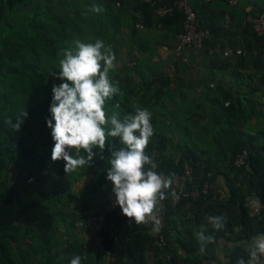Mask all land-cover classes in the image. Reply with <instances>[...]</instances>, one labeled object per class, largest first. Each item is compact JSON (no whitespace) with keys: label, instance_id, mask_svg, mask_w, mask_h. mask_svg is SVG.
Wrapping results in <instances>:
<instances>
[{"label":"trees","instance_id":"16d2710c","mask_svg":"<svg viewBox=\"0 0 264 264\" xmlns=\"http://www.w3.org/2000/svg\"><path fill=\"white\" fill-rule=\"evenodd\" d=\"M56 1L57 5L50 6L54 0H0V264H50V252L58 244L52 235L56 234L58 227L67 226L70 231L77 220L87 218L92 207L91 213L95 214L105 207L101 202L95 204L98 189L103 187V179H95V166H88L72 175L75 172L65 173V161L55 163L45 157V146L54 142L52 130L47 125V120L51 118L52 88L65 82L58 77L59 61L64 56V50L74 51L72 44L75 40L85 43L101 40L106 24L112 23L110 15L113 13L109 12V3L128 4L132 13L138 16L140 25L147 28L158 26L161 31H166L165 39L173 38L183 29L181 11L174 9L171 14L159 17L154 13L157 3L144 0ZM94 4L102 6L104 11L92 12L90 9ZM191 5L201 26L208 27L212 33L202 47L209 55L224 54L227 44L216 41V38L224 37L231 29V26L226 28L223 25L226 12H223L222 24L218 27L214 23L203 22L193 0ZM54 9L60 10L54 14L50 11ZM263 9L254 8L245 15H256ZM229 12L232 20L233 13ZM135 20V16L130 19L133 27ZM241 25L250 35L240 49L246 50V53H236L239 48L231 44L229 48L234 53L229 56L236 57L237 65L243 67L251 58V43H257L261 47L264 63V36L253 32L249 23L243 24V19ZM217 43L220 44V51L210 54L209 48ZM130 68L132 66H127L121 71ZM131 80L129 73L115 77L113 82H119L122 95H115L106 101L107 114L115 111L121 119L127 114H135L137 107L133 101L141 103V108L151 109L154 135L150 138L146 154L158 164L156 171L173 178L183 171L186 162L192 167L195 179L206 177L208 171L212 173V178L222 172L227 194L219 199L209 193L194 200L180 199L173 204L172 189H169L162 201L164 226L159 233H153L149 225L130 224L118 205L106 213L102 232L104 248L113 256L110 264H148V252L155 258L153 264L162 263L158 257L160 249L156 244V234L164 236L167 251L179 264L175 260V255H178H173L170 243L179 237L176 217L186 204L191 213L190 223L197 229L207 226L208 234L215 237V243L205 246V255L193 256L189 253L182 258L183 264H220L215 252L218 240L232 242L224 264H238L241 258L247 262L250 249L246 247L247 242L264 235V127L249 124L251 119L257 120L261 115L258 102L251 97L255 90L247 93L238 91L236 94L230 86L218 83L213 87L216 96L210 117L216 130L220 131L214 135L212 153L196 143L189 144L181 139L174 141L160 128L159 124L163 123L160 116L163 114L153 109L176 101L167 75L158 72L143 79L145 90L141 93L128 86ZM26 111L28 115L24 118ZM9 117L13 122L17 117L24 118L19 131L13 132L5 124V119ZM244 149L248 152L246 163L237 166L234 159ZM93 161L100 163L95 157ZM17 163L20 171L16 179L20 186L9 178L10 170ZM80 174L94 177L85 182L80 191H76L73 184ZM70 175L74 177L70 178ZM251 194L261 204L260 214L254 217L244 206V199ZM77 205L82 206V215L76 214ZM212 216H226L225 226L220 230L213 229L208 219ZM71 238L62 249L61 259L70 264L74 255H80L83 258L81 264H90L85 254V251L91 250L90 246L85 247Z\"/></svg>","mask_w":264,"mask_h":264},{"label":"clouds","instance_id":"9594fccd","mask_svg":"<svg viewBox=\"0 0 264 264\" xmlns=\"http://www.w3.org/2000/svg\"><path fill=\"white\" fill-rule=\"evenodd\" d=\"M90 10L95 13L104 11L102 6L95 4ZM74 45L75 50L65 49L59 61L58 77L65 82L52 88L51 118L47 120L54 140L51 159L53 162L65 161V173H71L90 165L97 155L94 149L98 148L103 153L111 139L119 138L122 146L111 150V167L107 170L115 204L129 218L130 224H152V232L159 233L162 201L166 199V192L172 189L174 180L158 173V164L146 154L150 138L154 135L152 113L137 107L135 114H127L123 119L115 111L108 116L106 101L115 95H122L119 82L114 83L109 77V72L116 67L115 53L111 46H105L99 39L94 43L75 40ZM27 115L26 111L23 117ZM24 118L17 117L13 122L9 117L4 122L17 132ZM81 151L86 156L81 155ZM171 195L176 197L174 189ZM208 219L213 229L220 230L225 226L227 217L212 216ZM196 240L201 253L207 244L215 243L214 235L208 234L203 225L196 233ZM262 256L264 235H259L249 249L248 261L241 258L238 264H259ZM82 259L80 255H74L70 264H81Z\"/></svg>","mask_w":264,"mask_h":264},{"label":"rangeland","instance_id":"374dc122","mask_svg":"<svg viewBox=\"0 0 264 264\" xmlns=\"http://www.w3.org/2000/svg\"><path fill=\"white\" fill-rule=\"evenodd\" d=\"M105 3H107L105 1ZM260 3L264 5V0H260ZM58 1L54 0V3L50 4L52 5H57ZM108 7L110 6L111 11L113 15L111 14L110 20H112V23L106 24V32L102 36L101 40L104 42L105 46H111L113 52L115 53L116 60L114 61L116 67L114 70H111L109 72V77L112 81H114L115 77L119 74L120 76H123L127 73L131 74L132 80L131 82L128 83V86L131 88L134 87L136 91L139 93L143 92L145 90V86L142 83L143 79L149 78V76L154 75L158 72H163L165 75L167 72V69L170 68L169 64H166L163 58L160 56V46L162 44H165L167 46H172L174 44V41L169 39L162 38L165 34L163 33H157L154 32V42L152 46H149L148 43L144 47L143 45H133V41L136 35L129 33L126 31V28H124L128 22L130 21L131 18H134V15L131 11V8L128 4H121L120 2L116 3H109L107 5ZM60 9H54L50 10L54 14H57ZM135 22V21H134ZM114 23V24H113ZM136 23V22H135ZM134 23V24H135ZM113 24V25H110ZM135 27V26H134ZM160 38V39H158ZM156 40L161 43H157ZM74 45V44H72ZM75 46V45H74ZM154 59V62H152ZM167 61V60H166ZM136 62V63H135ZM168 62V61H167ZM166 64V65H165ZM131 67L132 68L135 66V71H132V68L130 70H123L121 71V68L124 67ZM174 71L170 74V76H173L175 78L177 75H179L178 71V64H173ZM184 74H191L195 73V71L192 69V67L188 68L183 72ZM199 74V72H197ZM182 83H178L177 81L173 82V88L172 92H174V97L175 103L170 104L172 107L176 108L178 100H179V94L177 93L176 86H180ZM192 86V84H190ZM191 96V95H190ZM185 100H187L189 97L186 98L184 96ZM190 99V98H189ZM133 105L135 107H142L141 103L133 101ZM158 108V107H157ZM183 108V107H181ZM186 109H189V114H191V111L193 110L192 107H184ZM145 109V108H144ZM149 111H152L149 109ZM158 111L163 114V116L167 118H171L172 120H175L174 122H170L169 125H164L161 126L160 128L164 131L167 132L173 139L174 141L177 140H182L183 142L187 143H196L199 146H202L204 150H207L208 152H214V147H215V139L213 138V135H216L220 130H213L216 127L213 122L210 120V116L205 114L203 115V119L197 120V116L194 118L192 115H188V113H182L185 111V109H178L177 111H173L170 114H164L167 113L166 109L162 110L161 108H158ZM168 111V110H167ZM112 114V112H111ZM110 113L108 114L109 116L111 115ZM188 115V116H187ZM188 117V119H186ZM190 117H192L190 119ZM170 119V120H171ZM204 119H207V123L205 122ZM196 121V130H192V124ZM192 130H188L186 128H189ZM217 129V127H216ZM201 144V145H200ZM120 145L119 138H113L111 139L108 144L106 145L105 150L103 153H100L99 149L97 148L94 149L97 152L96 159L100 163H95L92 161L89 166H95L97 173H96V178L99 177L100 180L103 179V187L101 189H98L97 192V201L95 204L97 205L98 202L103 203V206L107 205L108 200L111 196L114 195L112 192V182L107 179V170L111 167V164L109 163V157L111 156V150L116 149V147ZM54 147V142L47 147L45 146L44 152H45V157L47 160H52L51 159V154H52V148ZM81 155L86 156V153H81ZM103 157V158H101ZM18 162V161H17ZM58 161H55L57 163ZM87 167L84 166L82 168H78L75 173L72 175H75L81 170H85ZM19 164L15 165L9 173V178L11 182H13L16 186H20L21 183L17 181V174L20 171ZM103 173V174H102ZM103 175L102 177L100 175ZM70 175V178L71 176ZM83 176H86L87 179H91L94 177V175H86V174H80L78 178V188L76 191H80L82 189V184L85 183L86 180L83 179ZM88 176V177H87ZM74 177V176H72ZM104 177V178H103ZM216 179L218 180L220 186L224 185L223 177H222V172H219L216 176ZM109 181L110 183H106ZM82 206L77 205V209L75 210L76 214H83L82 212ZM93 212V207L90 209V214ZM190 217L191 213L189 211V207L186 205H183L180 210H179V216L176 217V222L178 226V238L175 241L171 240L170 247L171 251L174 254H177L178 257L175 255V260L179 264H183L182 258L187 256L189 253L192 254L193 256L199 255V254H207L206 251L203 253L200 252V244L196 240V233L200 230L197 229L192 223H190ZM83 221V220H82ZM81 222V219L77 220L74 226V229L68 231V228H64L63 225H60L56 231V234L52 235V238L54 241H57L58 244L56 246H53L52 251L50 252V259L51 262H56L57 264H68L67 261H63L61 259V255L63 254L62 249L68 244V238H73V237H81L83 236V232L81 230H84V228L80 227L78 223ZM207 228V226H205ZM66 229L68 232H66ZM208 229V228H207ZM84 241V240H83ZM254 241V240H253ZM253 241H248L246 244L247 248H251ZM217 247H216V255H217V261L220 262V264H224L225 262V257L227 255V252H229V248L232 246V242L228 241L227 243H224L222 240L217 241ZM84 245V243H82ZM86 247V246H85ZM85 254H87L88 260L90 261V264H108V258L105 254L100 253V252H91V251H85ZM50 262V264H51ZM259 264H264V256L260 257Z\"/></svg>","mask_w":264,"mask_h":264},{"label":"crops","instance_id":"0c3cea01","mask_svg":"<svg viewBox=\"0 0 264 264\" xmlns=\"http://www.w3.org/2000/svg\"><path fill=\"white\" fill-rule=\"evenodd\" d=\"M193 3L195 8L201 12L200 18L203 22L207 24L214 23L215 26L218 27L222 24L223 12H229L230 10L233 13V22L230 24L231 29L226 31L229 34H225L224 37L221 38H216V41L226 43L228 48L231 47V44H233L239 49H241L250 37L249 33L244 30L241 25L245 13L252 11L254 8L264 7V5L260 3V0H236L234 5H230L229 0H193ZM133 15L136 19V24H134L135 27L131 25V21L128 22V26L126 24L124 27L127 32L136 35L133 45H143L145 47L148 43L149 46H152L155 44V39L153 37L154 32H157L158 34H164V32H166L165 30L161 31L159 27L155 25L148 28L143 27L138 23V16L135 13H133ZM133 28H135V32H132ZM162 38H165V36ZM171 40L174 41V44L170 47L162 44L159 52L165 63L169 64L170 68L167 69L168 73H172L174 71L173 64H178L179 75L173 78V76L166 73V75L170 78L171 88H173L174 81L182 83L180 86H176L177 93L180 97L177 103L178 107L174 108V112L178 109H185L182 113H188V115H192L194 118L197 116V120H202L204 118V113L211 116V112L214 108V97L216 96V93L212 89L220 83L227 87L230 86L236 94L238 91L241 93H247L248 91L255 90L256 93L251 97L258 102L257 108L261 109V115L257 120L251 119L249 124L258 126L259 128L264 127V63L260 53L261 47L257 43H251V53H249L251 58L249 59L247 65L240 67L237 65L236 57L224 55L222 52L209 55L204 47L186 50L182 56H178L174 53L175 36L171 38ZM156 42L158 43L157 40ZM152 62H154V59ZM189 67H192L195 73H188L187 75L184 74L183 72H185V70ZM197 72H199V74H197ZM190 84H192V86ZM184 96H186V98L189 97L190 99L188 98L185 100ZM164 104L166 105H163L164 107L162 106L161 108L162 110L166 109L167 113L164 114H170L173 112L170 104ZM184 107H192L193 110L191 111V114H189V109ZM153 110L157 112L158 108L155 107ZM160 118V120L163 121V123L159 124L160 126L169 125L170 122L175 121L171 118L170 120L165 116H160ZM191 118L192 117H190V119ZM197 120H194L192 130L197 129ZM204 120L205 122L207 121V119ZM211 122L213 121L211 120ZM213 128H215L213 130H216V127ZM186 129L189 130L190 125L189 128ZM83 179H85L86 182L90 180L87 179L86 176H83ZM77 182L78 180L73 184L74 190H77L78 188L79 184ZM106 183L110 182L107 181ZM81 184V187L83 188L85 183ZM81 231L83 232L82 238L75 236L71 238V240L80 244L84 243V246H87L89 245L87 232L85 229ZM256 237L250 241H253ZM90 248L91 252H98L91 246ZM146 260L148 264H153L155 258L152 253L148 252L146 254Z\"/></svg>","mask_w":264,"mask_h":264},{"label":"built area","instance_id":"2783aa9c","mask_svg":"<svg viewBox=\"0 0 264 264\" xmlns=\"http://www.w3.org/2000/svg\"><path fill=\"white\" fill-rule=\"evenodd\" d=\"M148 2L157 3L154 13L161 17L167 14H171L174 9H177L183 13L182 26L183 29L175 36L174 53L178 56H182L186 50L192 48H202L205 41L208 40L212 33L208 27L201 26L195 10L191 5L192 0H170V2H163L162 0H144ZM236 0H229L230 5H234ZM231 14L226 12L224 14V27H229L231 24ZM249 23L253 32L257 35L264 36V9L258 14H246L243 18V24ZM220 51V44H216L214 47L209 48L210 54ZM233 49L225 48V55H232ZM236 53L245 54L246 50L237 49ZM183 59V57H182ZM248 157L247 150L240 151L235 159L234 164L241 166L246 163ZM192 167L190 164H184L183 171L176 173L173 177L174 183L172 189L177 193L176 197H172V203L175 204L180 199L194 200L200 196H205L211 193L214 197L222 199L227 194V188L225 185L220 186L216 178H212V173L208 171L206 177L195 179L192 176ZM118 204H115V196H111L107 205L99 213H90L87 218L78 223V225L84 228L88 235L89 245L100 253H103L108 258V264L113 261V256L110 254L103 245V229L105 227L106 213L116 208ZM244 206L251 217L257 216L261 211V204L259 199L254 195H247L244 199ZM162 220V227L164 226V212L163 206L159 213ZM152 228V224H148ZM156 244L160 249L159 258L162 263L160 264H176L171 254L167 251V242L162 234H156Z\"/></svg>","mask_w":264,"mask_h":264}]
</instances>
